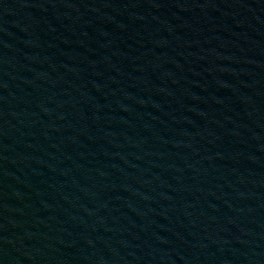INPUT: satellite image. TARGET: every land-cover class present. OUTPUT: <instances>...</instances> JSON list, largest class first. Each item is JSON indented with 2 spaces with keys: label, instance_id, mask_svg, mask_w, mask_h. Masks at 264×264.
<instances>
[{
  "label": "water",
  "instance_id": "water-1",
  "mask_svg": "<svg viewBox=\"0 0 264 264\" xmlns=\"http://www.w3.org/2000/svg\"><path fill=\"white\" fill-rule=\"evenodd\" d=\"M264 64V0H234Z\"/></svg>",
  "mask_w": 264,
  "mask_h": 264
}]
</instances>
